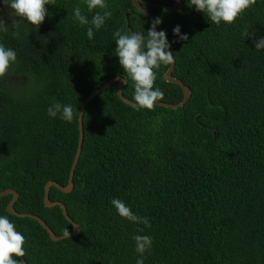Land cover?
Masks as SVG:
<instances>
[{
  "label": "trees",
  "instance_id": "1",
  "mask_svg": "<svg viewBox=\"0 0 264 264\" xmlns=\"http://www.w3.org/2000/svg\"><path fill=\"white\" fill-rule=\"evenodd\" d=\"M182 1L180 10L142 5L162 19L170 41L177 24L188 34L172 45L173 75L192 95L179 108L137 110L120 98L116 82L86 104L74 188L49 190L80 232L53 240L36 219L7 211L12 194L0 197V215L25 237L28 264H136L137 234L152 237L144 264H264V50L254 45L264 36V0L220 25ZM106 2L112 16L91 40L88 25L73 16L77 6L89 21L101 11L89 12L86 0H52L38 28L15 15L6 20L9 3L0 2V43L17 57L0 75V191L16 190V210L40 215L59 236L73 224L60 206H45V186L69 181L89 95L123 76V95L133 101L113 33L152 22L133 0ZM245 29L254 36L242 35ZM170 65L161 66L155 84L161 102L178 103L183 89L165 78ZM56 102L78 108L73 121L48 115ZM113 198L150 227L119 216Z\"/></svg>",
  "mask_w": 264,
  "mask_h": 264
},
{
  "label": "clouds",
  "instance_id": "2",
  "mask_svg": "<svg viewBox=\"0 0 264 264\" xmlns=\"http://www.w3.org/2000/svg\"><path fill=\"white\" fill-rule=\"evenodd\" d=\"M8 3L16 17L38 28L49 15L46 6L52 4V0H8ZM187 3L189 7L203 13L210 23L220 25L222 22L233 23L239 15L255 3V0H187ZM86 6L89 12L95 9L101 11L95 12L89 21L88 17L82 13L81 8L77 6L73 9V16L81 25H88L86 34L91 40L94 38V31H99L105 25L106 20L111 18L112 11L109 10L106 0H86ZM161 24L162 19L156 17L150 26L147 29L143 28L142 31L117 29L113 33L116 45L115 57L118 58L119 66L123 72L133 81L132 99L134 103L132 107L137 110L153 109L156 102L163 99V90L155 84L158 71L162 65L174 63L173 43L189 40L188 34L182 33L181 25L177 24L172 29L175 40L170 41L167 32L159 28ZM158 28L159 30H157ZM242 35L247 38L254 36L249 35L247 29ZM254 45L255 49L264 50V36L254 40ZM16 59L15 50L0 43V75H3ZM121 79L123 80V76ZM47 112L50 117L59 116L60 119L71 122L75 118V113L79 111L78 108L74 109L70 103L56 102L48 107ZM79 114V118H81V113L79 112ZM111 204L122 218L150 227L148 218L134 214L123 200L113 198ZM141 231L143 230L141 229ZM65 235H70V232L65 230ZM132 239L135 242V250L139 253L136 264H144L145 253L152 247V237L137 234ZM24 243L23 233L17 230V226L9 220L8 216L0 215V264H24L22 260L18 259L25 257Z\"/></svg>",
  "mask_w": 264,
  "mask_h": 264
},
{
  "label": "water",
  "instance_id": "3",
  "mask_svg": "<svg viewBox=\"0 0 264 264\" xmlns=\"http://www.w3.org/2000/svg\"><path fill=\"white\" fill-rule=\"evenodd\" d=\"M142 2H146V3L151 4L153 6H159L161 8L169 9V10H180L183 7V1L182 0H174V2L172 4L160 3V2H156V1H152V0H133L134 5L136 7H138L139 10H142L143 13L150 16L151 21H153L155 19V16L150 10L143 7ZM157 30H159V29H157ZM174 68H175V60H174V63H172L170 65V67L167 69V71L165 72V78L170 82H174V83H177L178 85H180L183 89L184 97L178 103H168V102L158 101V102H156V105L165 106V107H169V108H179V107L184 106L188 102V100L190 99V97L192 95L190 87L188 85H186L181 79H179L173 75ZM116 82H119L118 94H119L120 98L123 99L128 104L132 105L134 103L129 98H127L126 96L123 95V86H124L126 80L125 79L122 80L121 77H116V78L111 79L106 84H104L102 87H100L99 89L94 91L91 95H89L87 97V99L83 102V104L81 105V108H80L81 118H79V144H78L77 153L75 155V159H74L72 167H71L68 184L67 185H61V184L57 183L56 181H49L48 184H46L45 199H44L45 204L48 207L58 205L62 208V211H63V214L65 215V217L73 224V230L70 232V235H60V236L56 235L55 232L53 231V229L43 219V217H41L38 214L27 213V212L21 213V212L17 211L15 208V202L19 198V193L16 190L8 188V189L0 191V197H2L4 195H10V194L13 195L12 199L10 200V202L7 205V211L9 213L17 215V216L31 217V218L36 219L48 230L50 237L53 240H61V239H64L66 237H69V236H74L80 232L81 227L78 223H76L71 218V216L69 215L68 210L66 208V205L62 201H59V200L52 201L50 199L49 189L53 185V186L58 187L60 190H62L64 192H71L73 190V188H74V182H73L74 171H75L76 165L79 161V157L81 155L83 141H84L83 119H84L85 106L92 98H94L96 95L101 93L104 89H106L108 86H110ZM20 258L24 262V264H28L25 257H20Z\"/></svg>",
  "mask_w": 264,
  "mask_h": 264
},
{
  "label": "rangeland",
  "instance_id": "4",
  "mask_svg": "<svg viewBox=\"0 0 264 264\" xmlns=\"http://www.w3.org/2000/svg\"><path fill=\"white\" fill-rule=\"evenodd\" d=\"M3 14L6 20L11 19L14 16L13 10L10 6L3 9Z\"/></svg>",
  "mask_w": 264,
  "mask_h": 264
},
{
  "label": "bare ground",
  "instance_id": "5",
  "mask_svg": "<svg viewBox=\"0 0 264 264\" xmlns=\"http://www.w3.org/2000/svg\"><path fill=\"white\" fill-rule=\"evenodd\" d=\"M48 184V183H47ZM53 186V185H52ZM50 190V189H49Z\"/></svg>",
  "mask_w": 264,
  "mask_h": 264
}]
</instances>
